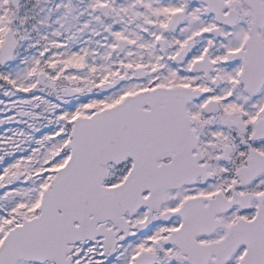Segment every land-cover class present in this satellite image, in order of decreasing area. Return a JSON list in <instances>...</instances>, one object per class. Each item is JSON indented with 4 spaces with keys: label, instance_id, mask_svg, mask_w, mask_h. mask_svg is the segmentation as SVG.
Returning <instances> with one entry per match:
<instances>
[{
    "label": "snow or ice",
    "instance_id": "obj_1",
    "mask_svg": "<svg viewBox=\"0 0 264 264\" xmlns=\"http://www.w3.org/2000/svg\"><path fill=\"white\" fill-rule=\"evenodd\" d=\"M0 264H264V0H0Z\"/></svg>",
    "mask_w": 264,
    "mask_h": 264
}]
</instances>
